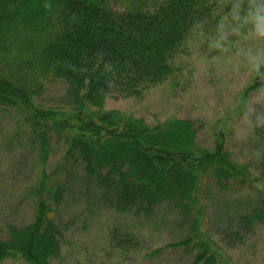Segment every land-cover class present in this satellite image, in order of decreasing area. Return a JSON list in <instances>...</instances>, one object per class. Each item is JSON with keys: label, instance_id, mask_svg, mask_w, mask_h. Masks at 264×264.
<instances>
[{"label": "rangeland", "instance_id": "rangeland-1", "mask_svg": "<svg viewBox=\"0 0 264 264\" xmlns=\"http://www.w3.org/2000/svg\"><path fill=\"white\" fill-rule=\"evenodd\" d=\"M157 1L162 0L145 5L153 9ZM256 2L218 0L220 18L191 34L167 80L140 97H109L105 109L142 118L150 126L173 117L188 120L196 143L206 149L212 150L223 135L230 158L249 165L261 178L242 186L204 176L196 190L198 205L188 212L169 201L149 212L119 210L117 192L88 174L85 163L68 152L76 133L52 128L42 139L21 110L2 106L0 239L9 238L11 225L34 223L36 202L44 200L59 231L60 250L52 264H191L197 253L194 243L166 246L195 231L216 252L218 264H264V222L247 225L241 219L264 197V168L259 165L264 161V88L247 90L264 60V19ZM127 4L113 2L118 10ZM36 81L37 104L69 110L72 100L64 79L48 72ZM0 264L29 263L12 255Z\"/></svg>", "mask_w": 264, "mask_h": 264}, {"label": "trees", "instance_id": "trees-1", "mask_svg": "<svg viewBox=\"0 0 264 264\" xmlns=\"http://www.w3.org/2000/svg\"><path fill=\"white\" fill-rule=\"evenodd\" d=\"M114 1L129 4L118 10ZM146 2L0 0V107L21 110L42 139L52 128L76 133L68 152L117 192L119 210L149 212L169 201L188 212L198 205L196 190L204 176L242 186L261 176L230 158L223 135L206 149L196 143L188 120L173 117L150 126L142 118L105 109L109 97H140L167 80L191 34L220 18L218 0H162L153 9ZM256 8L264 19V0H257ZM48 72L68 83L69 110L35 102L36 79ZM263 88L264 60L247 90ZM259 165L263 169L264 161ZM36 203L37 220L23 228L9 226V238L0 239V261L20 255L29 264H52L60 250L59 231L50 218L51 205ZM241 219L247 225L264 222V197ZM192 243L197 253L191 264H218V255L198 231L166 247Z\"/></svg>", "mask_w": 264, "mask_h": 264}]
</instances>
